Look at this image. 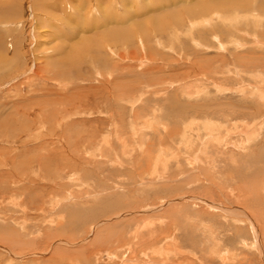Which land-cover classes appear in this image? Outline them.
I'll list each match as a JSON object with an SVG mask.
<instances>
[{"label":"rangeland","instance_id":"rangeland-1","mask_svg":"<svg viewBox=\"0 0 264 264\" xmlns=\"http://www.w3.org/2000/svg\"><path fill=\"white\" fill-rule=\"evenodd\" d=\"M0 264H264V0H0Z\"/></svg>","mask_w":264,"mask_h":264},{"label":"bare ground","instance_id":"bare-ground-1","mask_svg":"<svg viewBox=\"0 0 264 264\" xmlns=\"http://www.w3.org/2000/svg\"><path fill=\"white\" fill-rule=\"evenodd\" d=\"M94 2H95V1H94ZM123 2H124V1H123ZM54 3H55V2H54ZM48 4H49V3H48ZM47 7H48V6H47ZM52 7H53V6H52ZM14 9H16V8H14ZM65 9H66V11H68L67 8H65ZM17 11H18V10H17ZM97 11H98V10H97ZM15 13H16V12H15ZM93 13H94V12H93ZM10 15H13V14H10ZM4 16H5V15H4ZM6 16H7V15H6ZM6 16H5V17H6ZM23 16H24V15H23ZM108 16H109V15H108ZM9 17H11V16H9ZM24 18H25V17H24ZM108 18H109V17H108ZM112 18H113V17H112ZM45 20H46V19H45ZM108 21H109V22H112V21H111V17L108 19ZM44 22H45V21H44ZM116 22H117V21H116ZM205 22H206V21H205ZM95 23H97V22H95ZM113 23H114V22H113ZM208 23H209V22H208ZM9 24H10V23H9ZM91 24H92V23H91ZM97 24H98V23H97ZM35 25H36V24H35ZM51 25H52V24H51ZM29 26H30V25H29ZM32 26H33V25H32ZM96 26H98V25H96ZM14 28H15V27H14ZM58 28H59V27H58ZM10 36H11V35H10ZM28 40H29V39H28ZM18 42H19V41H18ZM19 43H20V42H19ZM6 47H7V46H6ZM8 50H9V48H8ZM24 51H25V50H24ZM7 54H8V53H7ZM5 64H6V63H4V65H5ZM5 66H6V65H5ZM2 67H3V66H2ZM5 68H6V67H5ZM7 68H8V67H7ZM39 73H40V71L38 70L36 74H39Z\"/></svg>","mask_w":264,"mask_h":264}]
</instances>
